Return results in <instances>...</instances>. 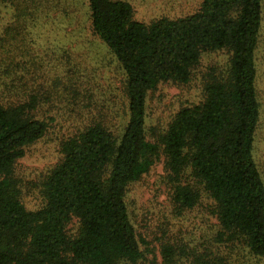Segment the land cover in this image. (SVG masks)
Here are the masks:
<instances>
[{
  "label": "trees",
  "instance_id": "1",
  "mask_svg": "<svg viewBox=\"0 0 264 264\" xmlns=\"http://www.w3.org/2000/svg\"><path fill=\"white\" fill-rule=\"evenodd\" d=\"M52 15L73 27L90 22L125 76L127 118L116 126L101 114L63 139L61 160L38 182L43 203L30 209L18 167L49 134L52 95L24 86L16 46ZM263 27L264 0H201L185 16L151 22L136 19L130 0H0V264H158L145 253L154 254L129 193L161 161L173 206L215 220L195 248L184 238L160 246L161 264H264L256 161ZM198 76L201 101L151 128L149 98L159 86L190 87Z\"/></svg>",
  "mask_w": 264,
  "mask_h": 264
},
{
  "label": "rangeland",
  "instance_id": "2",
  "mask_svg": "<svg viewBox=\"0 0 264 264\" xmlns=\"http://www.w3.org/2000/svg\"><path fill=\"white\" fill-rule=\"evenodd\" d=\"M136 8V19L151 22L164 16L179 17L195 11L201 0H130ZM84 6H81L83 9ZM87 10L85 7L84 12ZM5 23L8 25L9 11ZM53 19L57 16L52 15ZM52 18L45 19L44 29L31 28L27 42H21L16 51L19 67L16 74L24 86L52 95L46 105L51 129L46 138L27 150L20 161L18 174L28 183L25 201L30 209L41 207L43 200L37 188L48 171L60 160V142L86 126L92 117L108 116L111 125H120L125 116V76L107 46L93 35L88 20H81L76 27ZM77 20V19H76ZM59 21L61 22L59 24ZM76 29V30H75ZM264 47V27L262 33ZM259 60V93L263 118L257 137L256 161L264 178V48ZM223 62L226 56H215ZM208 60L213 58H207ZM77 82L76 95L70 90L71 78ZM200 76L190 87L166 83L149 98V126L165 128L178 110L189 103L201 101ZM69 88V89H67ZM164 161L153 167L138 183L130 188L133 221L148 243L150 260L161 264L159 247L164 243L185 239L193 248L211 236L214 218L203 209L179 212L173 206L170 189L164 181ZM213 235V234H212Z\"/></svg>",
  "mask_w": 264,
  "mask_h": 264
}]
</instances>
